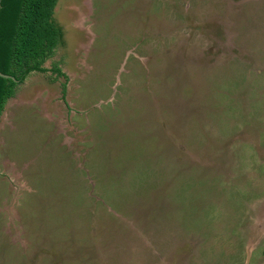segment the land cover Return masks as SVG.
<instances>
[{
	"label": "rangeland",
	"instance_id": "obj_1",
	"mask_svg": "<svg viewBox=\"0 0 264 264\" xmlns=\"http://www.w3.org/2000/svg\"><path fill=\"white\" fill-rule=\"evenodd\" d=\"M52 18L0 112V264H264V0Z\"/></svg>",
	"mask_w": 264,
	"mask_h": 264
},
{
	"label": "trees",
	"instance_id": "obj_2",
	"mask_svg": "<svg viewBox=\"0 0 264 264\" xmlns=\"http://www.w3.org/2000/svg\"><path fill=\"white\" fill-rule=\"evenodd\" d=\"M56 2L0 0V112L27 75L46 71L44 60L62 44V30L52 18ZM49 70L65 76L56 62Z\"/></svg>",
	"mask_w": 264,
	"mask_h": 264
},
{
	"label": "bare ground",
	"instance_id": "obj_3",
	"mask_svg": "<svg viewBox=\"0 0 264 264\" xmlns=\"http://www.w3.org/2000/svg\"><path fill=\"white\" fill-rule=\"evenodd\" d=\"M249 252H250V250L248 249V250H247V256H249Z\"/></svg>",
	"mask_w": 264,
	"mask_h": 264
},
{
	"label": "flooded vegetation",
	"instance_id": "obj_4",
	"mask_svg": "<svg viewBox=\"0 0 264 264\" xmlns=\"http://www.w3.org/2000/svg\"><path fill=\"white\" fill-rule=\"evenodd\" d=\"M50 58V57H49Z\"/></svg>",
	"mask_w": 264,
	"mask_h": 264
},
{
	"label": "water",
	"instance_id": "obj_5",
	"mask_svg": "<svg viewBox=\"0 0 264 264\" xmlns=\"http://www.w3.org/2000/svg\"><path fill=\"white\" fill-rule=\"evenodd\" d=\"M5 76V75H4Z\"/></svg>",
	"mask_w": 264,
	"mask_h": 264
}]
</instances>
